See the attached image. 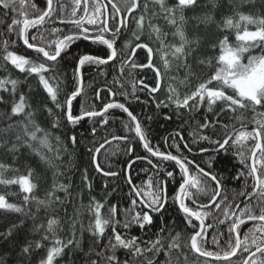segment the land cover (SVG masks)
Instances as JSON below:
<instances>
[{"label": "trees", "instance_id": "trees-1", "mask_svg": "<svg viewBox=\"0 0 264 264\" xmlns=\"http://www.w3.org/2000/svg\"><path fill=\"white\" fill-rule=\"evenodd\" d=\"M47 5L0 0V264H243L264 244V86L231 82L264 57V0H52L26 46ZM200 224L215 257L237 224L235 255L196 253Z\"/></svg>", "mask_w": 264, "mask_h": 264}, {"label": "rangeland", "instance_id": "rangeland-1", "mask_svg": "<svg viewBox=\"0 0 264 264\" xmlns=\"http://www.w3.org/2000/svg\"><path fill=\"white\" fill-rule=\"evenodd\" d=\"M244 34H246V36L247 37L249 36L250 38L262 37V32L259 29L252 30V31H249V32H244ZM70 37L71 36L61 39L62 40L61 43L64 41V39H67V38H70ZM59 48H60V45H59ZM59 48H58V53H59ZM56 51H57V46H56ZM54 56H51V57H48V58H54ZM224 56H225V61H227L228 64H231L232 62H234L236 60V57H234L233 52L230 51L228 48H226ZM56 58H54L52 60H49V59L48 60L49 61H54ZM164 64H166V63H164ZM251 67H252V69H249L247 72H245L242 75H233L231 83L239 91V93H240V95L242 97H249V98L257 100L258 97H259V92L264 86V57L255 60L254 65L251 66ZM257 144H259V142ZM16 181L19 182V184L21 185V188L24 191L29 192L31 190L32 184H31V181L29 180V178L27 176H23V177L17 178ZM261 222H263V221H261ZM236 227H237V224H235V226L233 228V232H234V234L236 236V239H237L238 235L236 233ZM199 230H201V231L203 230V225L201 226V224H200ZM236 246H237V244H236ZM262 246H264V244ZM238 249H239V247H238ZM235 250H236V248H235ZM233 253L235 255V251ZM233 253H231V254H233Z\"/></svg>", "mask_w": 264, "mask_h": 264}, {"label": "water", "instance_id": "water-1", "mask_svg": "<svg viewBox=\"0 0 264 264\" xmlns=\"http://www.w3.org/2000/svg\"><path fill=\"white\" fill-rule=\"evenodd\" d=\"M48 1V5H47V8H46V10L44 11V13L41 15V16H39V17H35V18H30V19H28V20H26L25 22H24V25H23V27H22V41H23V43L27 46V44L25 43V41H24V28H25V25L26 24H28V23H30V22H33V21H39L40 19H42L43 17H45L46 15H48V13L50 12V9H51V7H52V0H47ZM72 37H74V36H72ZM71 38V37H70ZM61 41L62 40H60L58 43H57V51H56V54H55V56H54V58H56L57 57V55H58V48H59V45H60V43H61ZM29 47H31V48H35L36 49V47H34V46H29ZM112 51L114 52V50L112 49ZM113 56H114V53H113ZM48 58V57H47ZM54 58H48L49 60H52V59H54ZM84 57H82L81 59H80V62L82 61V59H83ZM81 86H82V80H81V77H80V81H79V87H78V93L80 92V90H81ZM68 106H69V101H68ZM103 111H104V109H102L100 112H97V113H89V114H87V116H97V115H99V114H101V113H103ZM69 115V114H68ZM135 125H136V128H137V132H138V135H139V137H140V139H141V141H143V138H142V136H141V134H140V130H139V127H138V124H137V122L135 121ZM113 140V139H112ZM112 140H108V141H105V142H103L96 150H95V152H94V162H96V157H97V154H98V152L100 151V149H102L106 144H108L109 142H111ZM260 139H258V141H259ZM144 142V141H143ZM145 144V143H144ZM146 146V145H145ZM146 148H147V146H146ZM162 156H169V155H162ZM178 162H179V164L184 168V170H185V175H186V177H185V181L181 184V186L179 187V189H178V193H177V203H178V205L180 206V208L183 210V211H185L187 214H190L191 216H193V213L192 212H190V211H188V210H185L182 206H181V202H180V192H181V190L183 189V187L185 186V184L188 182V178H189V172H188V169H187V167L185 166V164L181 161V160H179L178 158H175ZM128 177V180H129V176H127ZM129 183L131 184V182L129 181ZM131 186H132V189L136 192V188L133 186V184H131ZM260 221H263L264 222V220H262V219H260ZM201 226H202V224H201ZM200 231L201 230H199L192 238H191V247H192V249L196 252V253H198L197 252V250H196V248H195V238H196V236L198 235V234H200ZM238 247H239V239H238V237H237V246H236V250H235V253L237 252V250H238ZM262 249H264V246H262V247H259V248H257L256 250H254L253 252H251L247 257H246V259L244 260V262H243V264H247L248 263V260L254 255V254H256V253H258L260 250H262ZM199 255H201V256H204V257H207V258H211V259H217V260H226V259H230V258H232V256L234 255V253L233 254H230V255H226V256H220V257H215V256H209V255H206V254H202V253H198Z\"/></svg>", "mask_w": 264, "mask_h": 264}]
</instances>
